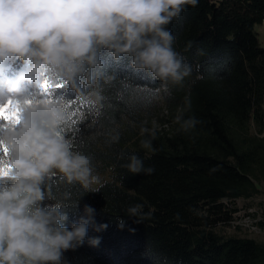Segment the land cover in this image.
<instances>
[{
	"label": "trees",
	"instance_id": "trees-1",
	"mask_svg": "<svg viewBox=\"0 0 264 264\" xmlns=\"http://www.w3.org/2000/svg\"><path fill=\"white\" fill-rule=\"evenodd\" d=\"M263 18L264 0H198L195 7L185 6L167 27L193 73L182 87L169 85L171 95L160 92L163 107L153 102L161 82L133 69L127 55L117 61L107 49L99 51L100 65L88 70L93 84L83 75L76 78L82 92L52 80L64 84L53 90L58 95L75 98L71 106L89 97L99 80L102 99L94 117L90 106L91 125L68 134L73 151L89 155L96 171L110 168L111 174L95 193L84 194L78 183L59 175L46 181L52 195L46 204L78 200L77 208L66 209L69 228L85 204L95 209L97 224H108L102 232L90 227L88 236H100V245L86 240L65 252L67 264H264L263 242L213 229L232 221L235 199L257 194V183L264 184V46L256 30ZM108 75L116 78L105 82ZM186 97L191 109L185 118L200 121L189 133L177 131L173 122ZM155 110H166L158 126ZM153 126L155 152H148L140 141L149 137L140 129ZM132 154L154 172L130 174L123 165ZM136 204L150 213L140 223L127 215ZM117 218L125 222L122 230Z\"/></svg>",
	"mask_w": 264,
	"mask_h": 264
},
{
	"label": "clouds",
	"instance_id": "clouds-1",
	"mask_svg": "<svg viewBox=\"0 0 264 264\" xmlns=\"http://www.w3.org/2000/svg\"><path fill=\"white\" fill-rule=\"evenodd\" d=\"M198 0H0V99L19 102L22 107L19 124L0 131V143L6 145L11 171L0 176V264H67L64 253L83 246L98 247L108 224H97L95 209L85 204L83 213L67 226L66 209L77 208L52 199L46 181L52 175L63 177L68 184L78 183L84 194L99 192L103 187L89 155L72 150L71 141L61 132L65 115L59 103H27L23 87L31 82L35 90L45 77L62 80L76 92L78 76L93 84L90 69L100 65L99 51L107 49L115 60L130 57V66L143 70L158 80L164 92L169 85L183 86L193 67L173 47L176 37L168 29L180 17L185 6L195 7ZM191 47V42H189ZM203 54V53H201ZM19 62L14 76L3 75L8 66ZM116 76H104L105 82ZM99 80L89 92L95 101L102 99ZM161 88L153 95L159 99ZM191 101L177 109L174 123L177 131L189 133L200 123L194 116L185 118ZM140 146L155 152L153 140L157 129L141 127ZM118 142L119 134L111 137ZM132 174L151 175L136 154L123 165ZM99 187H96V186ZM82 196V195H81ZM143 205L127 209L137 223L150 216ZM117 218V227L124 228ZM134 231V230H130Z\"/></svg>",
	"mask_w": 264,
	"mask_h": 264
},
{
	"label": "rangeland",
	"instance_id": "rangeland-1",
	"mask_svg": "<svg viewBox=\"0 0 264 264\" xmlns=\"http://www.w3.org/2000/svg\"><path fill=\"white\" fill-rule=\"evenodd\" d=\"M258 35L260 36L261 43L264 46V24H260V27L258 28ZM20 67L17 66V63L9 65L6 73L3 75L14 76ZM52 83L54 84V81H52ZM23 87L30 99L34 97L39 98L40 92L39 90L37 91L33 88L31 82H25ZM160 88L161 91H164L163 86ZM4 102V100L0 99V103ZM153 102L155 105L160 104L163 107V100L161 98L155 99ZM90 106L92 110V117H94L97 112V102L92 96L79 99L75 104L72 106L70 105V107L66 109L65 120L61 126V132L66 136V138L71 140L70 134L68 133L74 129L79 130L81 127L91 125ZM73 113H75V115H73ZM165 113L166 110L154 111L155 116L153 121L155 125L158 126L160 124L159 119H163V115H165ZM2 125L3 122L0 121V126ZM6 130L7 128L0 127V131ZM252 130L254 131V128H252ZM6 159L8 163V157ZM2 161L3 157L2 153H0V166H2ZM96 174L100 176L101 182L111 178L110 168H107L104 171H96ZM257 185L260 189L257 194L249 198H237L234 200V205L238 208V210L233 213L232 221L214 226V231L223 236L253 237L264 243V224H260L261 222L264 223V184L257 183Z\"/></svg>",
	"mask_w": 264,
	"mask_h": 264
},
{
	"label": "snow or ice",
	"instance_id": "snow-or-ice-1",
	"mask_svg": "<svg viewBox=\"0 0 264 264\" xmlns=\"http://www.w3.org/2000/svg\"><path fill=\"white\" fill-rule=\"evenodd\" d=\"M64 84L55 83L45 77L39 86V98H32L27 101V103H59L62 109H68L74 99L65 100L63 96L58 95L57 92L53 91L63 89ZM22 112V107L17 101L9 99L7 102L0 103V121L3 122V125L0 127L9 128L15 127L19 124L20 114ZM75 115V113H73ZM8 148L6 145L0 143V153H2L3 161L2 166H0V175L7 176L10 174L11 167L7 163L8 157Z\"/></svg>",
	"mask_w": 264,
	"mask_h": 264
},
{
	"label": "crops",
	"instance_id": "crops-1",
	"mask_svg": "<svg viewBox=\"0 0 264 264\" xmlns=\"http://www.w3.org/2000/svg\"><path fill=\"white\" fill-rule=\"evenodd\" d=\"M260 27V24L256 26V30L258 31V28ZM259 36V35H258ZM260 39V36H259ZM261 41V40H260Z\"/></svg>",
	"mask_w": 264,
	"mask_h": 264
},
{
	"label": "built area",
	"instance_id": "built-area-1",
	"mask_svg": "<svg viewBox=\"0 0 264 264\" xmlns=\"http://www.w3.org/2000/svg\"><path fill=\"white\" fill-rule=\"evenodd\" d=\"M261 24H264V18H263V20H262Z\"/></svg>",
	"mask_w": 264,
	"mask_h": 264
}]
</instances>
